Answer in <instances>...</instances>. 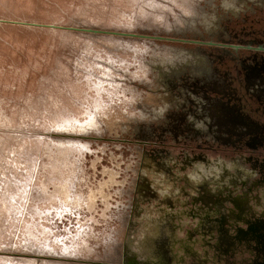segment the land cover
Wrapping results in <instances>:
<instances>
[{
	"label": "rangeland",
	"instance_id": "1",
	"mask_svg": "<svg viewBox=\"0 0 264 264\" xmlns=\"http://www.w3.org/2000/svg\"><path fill=\"white\" fill-rule=\"evenodd\" d=\"M251 69L264 79V0H0V264H161L140 243L166 215L169 264H264ZM203 96L258 129L189 128ZM217 162L251 175L204 231L191 179Z\"/></svg>",
	"mask_w": 264,
	"mask_h": 264
},
{
	"label": "flooded vegetation",
	"instance_id": "2",
	"mask_svg": "<svg viewBox=\"0 0 264 264\" xmlns=\"http://www.w3.org/2000/svg\"><path fill=\"white\" fill-rule=\"evenodd\" d=\"M204 82L221 85V81L217 78L216 74L209 70L206 73ZM247 83L254 95L264 98V79L258 71L255 69L250 70L247 75ZM217 105H219L220 110L214 107V102L210 98L201 97L198 109L199 114L191 119L189 128L209 130L216 139L223 140L227 139L226 134L222 133L223 131H234L229 128L230 125L234 126L235 129L238 128L235 131L238 136H243L247 132H253L258 129L257 125L248 123L242 116L237 114L234 116V108L219 103ZM200 121H203V123L200 124ZM250 175L251 172L238 162L230 165L217 162L215 164L207 163L206 166H199L191 180L195 184L194 188L198 187L196 189L197 196L195 197L194 195L195 201H202V205L195 209V214H193L195 218L200 216V228L204 231H210L215 226L213 218L223 208V205L219 201H216L217 197H220L230 186H237L239 183L247 181ZM244 197L247 199V196ZM233 200L238 207L244 208L246 206L245 201L240 202L241 197ZM258 201L264 203V193H262ZM174 217V215H166L157 220L150 217L148 223L149 230L144 240L140 243L142 250L161 264L172 263L177 258L174 255V247L177 245L179 238L177 237L178 225L174 222Z\"/></svg>",
	"mask_w": 264,
	"mask_h": 264
},
{
	"label": "water",
	"instance_id": "3",
	"mask_svg": "<svg viewBox=\"0 0 264 264\" xmlns=\"http://www.w3.org/2000/svg\"><path fill=\"white\" fill-rule=\"evenodd\" d=\"M209 44H212V43H209Z\"/></svg>",
	"mask_w": 264,
	"mask_h": 264
}]
</instances>
